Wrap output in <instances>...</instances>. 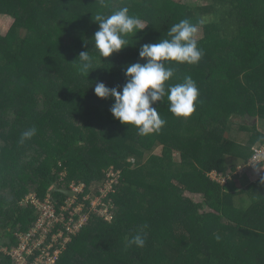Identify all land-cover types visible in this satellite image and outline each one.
<instances>
[{
	"label": "trees",
	"instance_id": "16d2710c",
	"mask_svg": "<svg viewBox=\"0 0 264 264\" xmlns=\"http://www.w3.org/2000/svg\"><path fill=\"white\" fill-rule=\"evenodd\" d=\"M109 1L101 15L127 6L146 27L129 37L134 44L102 58L94 47L98 22L90 31L82 16L54 18L49 5L58 7L57 0H0V12L14 18L7 36L0 35V81L7 80L0 83V264H16L1 248L17 247L21 232L38 219L36 208L23 202L28 195L64 204L69 196L55 188L70 189L75 181L86 185L82 199L108 172L119 175L107 197L111 218L92 215L67 248L54 242L52 264H264V247L257 253L251 245L241 254L235 239L224 236L264 235V175L243 189L237 174L225 185L208 176L212 170L234 174L264 146V0H210L185 11L174 0ZM202 16L210 22L198 39L200 62H166L176 68L167 83L185 75L196 81L195 112L177 118L165 96L152 106L166 124L141 137L113 116L114 99L98 97L96 82L122 90L126 66L145 62L139 57L143 44L170 38V26L181 19L196 23ZM82 51L95 57L88 77L73 63ZM32 126L36 135L21 144L22 132ZM263 167L264 160L251 171ZM65 168L69 173L60 181ZM148 175L157 179L155 187L139 184ZM192 193L204 201H191ZM204 203L211 211H200ZM145 224V246L129 247Z\"/></svg>",
	"mask_w": 264,
	"mask_h": 264
},
{
	"label": "clouds",
	"instance_id": "9594fccd",
	"mask_svg": "<svg viewBox=\"0 0 264 264\" xmlns=\"http://www.w3.org/2000/svg\"><path fill=\"white\" fill-rule=\"evenodd\" d=\"M101 3L103 4V0ZM94 20L99 23V30L93 37L94 47L102 58L134 44L129 42V37L132 38L146 27L138 16L130 14L127 6L116 9L107 16L96 15ZM209 22V17L202 16L196 23L185 18L172 24L167 32V37L170 38H162L158 42L146 43L140 47L139 57L145 62L137 61L126 66L124 72L127 81L122 90L120 87H108L104 82H96L95 94L100 98L114 99L110 109L113 116L121 123L135 126L141 137L159 132L166 124L157 108L152 106L158 101L163 102L165 96L169 101V111L174 116L190 117L196 110L200 95L197 83L190 75H185L182 82L167 83L176 74V68L166 62L174 61L188 65L199 63L204 53L199 46L197 35ZM73 63L81 75L88 77L95 57L90 55L89 51H82ZM36 133L35 126L23 131L20 143L31 140ZM147 227L145 224L138 229L128 241L129 247L145 246L144 229Z\"/></svg>",
	"mask_w": 264,
	"mask_h": 264
},
{
	"label": "built area",
	"instance_id": "2783aa9c",
	"mask_svg": "<svg viewBox=\"0 0 264 264\" xmlns=\"http://www.w3.org/2000/svg\"><path fill=\"white\" fill-rule=\"evenodd\" d=\"M262 160H264V146L258 149L253 157L243 165V168L239 167L234 174L225 175L215 171V174L209 175L214 181L225 185L231 176L255 168ZM118 177V173L108 172L104 183L98 187V190L87 192L82 199L78 197V194L85 191L86 185L83 182L73 181L70 189L75 192V195L69 196L64 204L52 201L50 195L44 199L38 198L36 194L28 195L26 202H23L36 208L38 219L27 233L21 232L17 247H3L2 251L11 255L16 264L54 263V257L50 255L54 242L62 241L64 247L68 246L89 222L92 215L96 214L107 219L111 218L110 206L112 201L107 197L114 189V184L118 182ZM95 191L98 192L94 193ZM49 236H52L50 242H48ZM60 252L61 249L56 250V256ZM30 255L37 256L31 261L29 259Z\"/></svg>",
	"mask_w": 264,
	"mask_h": 264
},
{
	"label": "rangeland",
	"instance_id": "374dc122",
	"mask_svg": "<svg viewBox=\"0 0 264 264\" xmlns=\"http://www.w3.org/2000/svg\"><path fill=\"white\" fill-rule=\"evenodd\" d=\"M113 1L114 0H110L109 4L113 3ZM116 1L119 2L120 4L121 3L125 4V3L131 2V0H116ZM171 1H173V0H171ZM174 1L180 2L182 4L181 5L182 11H185V9L187 8L188 5L189 6H195V5H203L206 3H211L210 0L209 1H207V0H174ZM57 2H60V5L58 7H55V5H49V10L51 12V15H54V18L59 19L60 17L61 18L63 17V19H64V16L68 15L69 13L75 14L79 20L81 19L80 17L82 16V18L84 17V19L86 20V23H87L86 27L87 28L89 27L90 31L93 30L95 28L94 26L96 25L95 20H94L95 15H101L100 9L104 11V7H103L104 0H103V4L101 3V0H57ZM147 2L150 4L157 5L160 3V0H147ZM56 12H58V13L56 14ZM13 22H14L13 16H11L10 14L5 13L3 11L0 12V35H1V37L7 36ZM141 22L143 24H146L144 21H141ZM175 23H178V22H175ZM203 33H204V30H203V28H201L198 35H197V39L201 38L203 36ZM231 44H234V43L231 41ZM263 82H264V80H263ZM0 83L3 85H5V84L7 85V80H2V81H0ZM159 111L160 110H158V112ZM67 115L69 117L70 116L73 117L72 113H68ZM250 121L252 123H256L255 118L251 117ZM235 130H236V127H235ZM237 134H238V132H237ZM237 134H236V136H237ZM246 137L247 136H244V138H246ZM161 151H162V147H157V149L155 150V154L160 155ZM175 157H176V159L181 158L180 151L177 149L175 151ZM240 168L242 169L243 166H241ZM141 171L143 173H146L144 168ZM215 171L216 170H212L208 174L213 175V174H215L214 173ZM68 173H69V169L65 168L64 171L60 175V181H64L63 178H65V176H67ZM254 173L256 174V172H254ZM258 173H261V171H258ZM262 174H259V175H262ZM148 176L151 179L144 177L145 181L143 182V181L139 180V184H141V186H143V187H150V186L155 187L157 185V182H156L157 179H154V177H152V175L151 176L148 175ZM255 176L256 175H254V177H251V178L249 177L248 181L252 180L251 182H254L256 180V179H254ZM159 184H161V183H159ZM112 187H113V185L111 186V188ZM248 187L249 186H246V188H248ZM263 190H264V188H263ZM190 198H191V201H195V202L204 201V198L201 194L200 195L193 194V195H191ZM204 210L211 211V209L209 208V206L206 203H204V209H202V208L200 209L201 212ZM108 214H109V212H108ZM224 236H230L231 238L233 237V239H235L237 245L239 246L238 250L240 251L241 254L248 253L250 251L251 245H255L253 247V249H254V252L257 251V253H259V252H261V250H263V249H259V248L264 247V235L259 234V235H256L254 238H252L250 231H243L239 235H236V236H232V235H229L226 233ZM1 250H2V248H1Z\"/></svg>",
	"mask_w": 264,
	"mask_h": 264
},
{
	"label": "crops",
	"instance_id": "0c3cea01",
	"mask_svg": "<svg viewBox=\"0 0 264 264\" xmlns=\"http://www.w3.org/2000/svg\"><path fill=\"white\" fill-rule=\"evenodd\" d=\"M255 121H256V123L258 122V120H255ZM241 166H243V165L240 164L239 167H241ZM254 172H256V174H255ZM262 173H263V175H264V167H263V170H261V173H258V169H256V171H251V169H249V170H245V171H243V172H241V173H238V174L235 176V178H236V177H239V182L244 183V185H243L242 188H241V189H243V188H245L249 183H251L252 180H251V181H248L249 177L251 178V177H254V175H256L254 179L257 180V179L260 177L259 174H262ZM262 177H263V176H262ZM229 184L233 185V180L230 181ZM229 184H228V185H229Z\"/></svg>",
	"mask_w": 264,
	"mask_h": 264
},
{
	"label": "water",
	"instance_id": "95a60500",
	"mask_svg": "<svg viewBox=\"0 0 264 264\" xmlns=\"http://www.w3.org/2000/svg\"><path fill=\"white\" fill-rule=\"evenodd\" d=\"M55 190L57 191H60L68 196H74L75 195V192L71 189H67V188H62V187H59V186H56Z\"/></svg>",
	"mask_w": 264,
	"mask_h": 264
}]
</instances>
